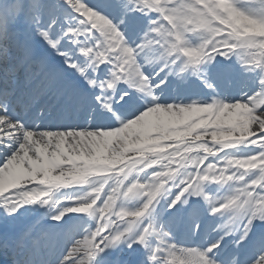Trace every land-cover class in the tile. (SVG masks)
<instances>
[{
  "label": "snow or ice",
  "instance_id": "snow-or-ice-1",
  "mask_svg": "<svg viewBox=\"0 0 264 264\" xmlns=\"http://www.w3.org/2000/svg\"><path fill=\"white\" fill-rule=\"evenodd\" d=\"M0 253L264 264V0H0Z\"/></svg>",
  "mask_w": 264,
  "mask_h": 264
},
{
  "label": "bare ground",
  "instance_id": "bare-ground-1",
  "mask_svg": "<svg viewBox=\"0 0 264 264\" xmlns=\"http://www.w3.org/2000/svg\"><path fill=\"white\" fill-rule=\"evenodd\" d=\"M150 171V170H149Z\"/></svg>",
  "mask_w": 264,
  "mask_h": 264
}]
</instances>
